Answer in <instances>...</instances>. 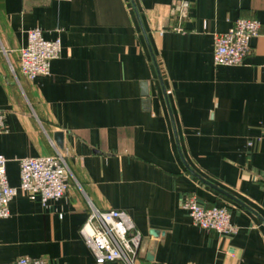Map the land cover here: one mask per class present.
<instances>
[{
    "label": "crops",
    "instance_id": "obj_1",
    "mask_svg": "<svg viewBox=\"0 0 264 264\" xmlns=\"http://www.w3.org/2000/svg\"><path fill=\"white\" fill-rule=\"evenodd\" d=\"M238 18L259 35L241 64L214 66L213 34ZM34 28L61 51L28 80ZM0 110L10 186L22 158L66 151L70 171L61 197L9 202L0 264H97L79 235L90 206L126 212L135 264H264V0H0ZM188 194L226 206L236 234L193 225Z\"/></svg>",
    "mask_w": 264,
    "mask_h": 264
},
{
    "label": "built area",
    "instance_id": "obj_2",
    "mask_svg": "<svg viewBox=\"0 0 264 264\" xmlns=\"http://www.w3.org/2000/svg\"><path fill=\"white\" fill-rule=\"evenodd\" d=\"M184 7L185 5H182L181 14ZM259 31L258 20L238 18L228 31L214 33L213 65L241 64L250 52L249 40L259 35ZM60 51L59 39H44L39 28L29 30L27 43L18 52L21 73L28 80H33L39 75H48L50 64L59 57ZM6 132L5 112L0 110V133ZM66 158V151L55 150L53 155L19 159V183L17 186H10L6 181L7 159L0 155V217L8 216V204L19 192L29 196L38 194L42 203L48 199L61 197L69 187L70 171ZM181 206L187 211L195 226L223 235H233L238 231V227L231 222L230 210L226 206H202L194 194L185 195ZM79 235L90 249L97 264L107 262L135 264L139 257L141 236L123 210H100L90 206L79 228ZM11 264H49V262L41 258L19 257Z\"/></svg>",
    "mask_w": 264,
    "mask_h": 264
},
{
    "label": "water",
    "instance_id": "obj_3",
    "mask_svg": "<svg viewBox=\"0 0 264 264\" xmlns=\"http://www.w3.org/2000/svg\"><path fill=\"white\" fill-rule=\"evenodd\" d=\"M150 233H151L152 235H154V236L157 235V232H155V231H151Z\"/></svg>",
    "mask_w": 264,
    "mask_h": 264
}]
</instances>
